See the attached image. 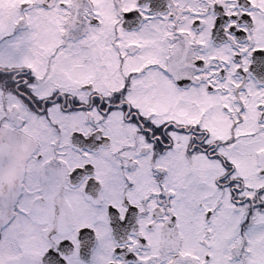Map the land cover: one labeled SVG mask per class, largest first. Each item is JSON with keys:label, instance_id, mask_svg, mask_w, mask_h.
I'll use <instances>...</instances> for the list:
<instances>
[{"label": "snow or ice", "instance_id": "snow-or-ice-1", "mask_svg": "<svg viewBox=\"0 0 264 264\" xmlns=\"http://www.w3.org/2000/svg\"><path fill=\"white\" fill-rule=\"evenodd\" d=\"M0 264H264V0H0Z\"/></svg>", "mask_w": 264, "mask_h": 264}]
</instances>
